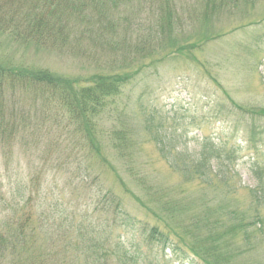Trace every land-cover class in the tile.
<instances>
[{
  "label": "rangeland",
  "instance_id": "374dc122",
  "mask_svg": "<svg viewBox=\"0 0 264 264\" xmlns=\"http://www.w3.org/2000/svg\"><path fill=\"white\" fill-rule=\"evenodd\" d=\"M16 1L15 10L0 0V70L78 79V87L96 77L129 75L115 99L117 112L103 113L93 126L99 156L70 133L63 110L48 118L46 111L39 120L23 87L6 89L4 111L16 123L29 113L32 123L11 142H0V232L6 218L22 214L40 224L22 262H41L52 237L49 264H88L82 241L91 235L99 242L108 237V249L119 243L116 257L104 264L120 258L130 264L125 251L136 253L138 264L182 263L170 248L113 227L118 203L167 233L176 252L192 255L194 245L203 264H264V206L251 196L254 170L264 169V134L255 145L249 140L252 128L264 129V0ZM49 3L62 13L54 23L67 35V48L10 33L6 14L16 12L18 21L47 16L54 9ZM120 111L130 112L123 124L130 132L116 152L112 129L122 126ZM152 113L155 121L147 125ZM158 136L178 142L173 158H196L208 143L230 152V161H211L210 184L185 179L162 155ZM12 259L4 255L0 264Z\"/></svg>",
  "mask_w": 264,
  "mask_h": 264
},
{
  "label": "trees",
  "instance_id": "16d2710c",
  "mask_svg": "<svg viewBox=\"0 0 264 264\" xmlns=\"http://www.w3.org/2000/svg\"><path fill=\"white\" fill-rule=\"evenodd\" d=\"M15 1L16 0H4V3L7 2L8 4H12L11 6L13 7V4L15 5V3H17V1ZM210 1L211 0H208L207 2L209 3ZM48 5L54 7V9L47 13V16L35 15L31 18H23L18 21L14 19V13L16 12H12L11 14L8 13V15L6 14L4 18L6 19V25L9 27L10 33H14L22 40H35V42L40 44L51 43L60 48H67V35L64 34V30L59 22L54 23L60 20L62 13L56 12L57 7L53 3H49ZM0 22L3 21L0 20ZM182 50L183 48H180L178 52ZM128 80L129 75L113 74L107 77L93 78L87 86L78 87V79L62 78L47 73L34 72L32 70H24L22 73L15 70L10 72L0 70V142H11L13 136L25 130L27 131L31 127L32 123L28 124V119L31 117L29 113L28 115H22L24 119L20 120L22 121L21 123H16L14 115L5 112L9 111L5 107L6 89L11 86L23 87L30 95L33 104V117L37 116L40 120L45 117L46 111H48L46 115L48 118L50 111L63 110L67 115L66 121H69L74 127L73 132L70 133L78 134L82 140H87L88 142L85 140L83 141L88 143L95 154L99 156V148L96 137L94 136L93 126L97 120L101 119L103 113L112 115L117 112L115 99L120 95L122 87L127 84ZM37 107L39 109H37ZM129 114L124 115V113L120 111L116 122L121 123L122 126L120 129L116 127L112 129L115 135L112 148L116 152L125 148V136L129 134L130 129L129 127H123V124L125 123V119L129 124ZM153 121H155L154 113L146 116L147 125H151ZM35 123H37L36 118L33 119V124ZM152 126H154V124ZM263 134L264 132L262 130H258L256 127L252 128L249 135L251 144L255 145L261 142L260 140ZM158 138L160 140L157 141L165 147V151H161L163 152L162 155L170 163V167L175 171L179 170L185 179L196 176L202 183L210 184L207 171L213 167L211 161L216 160L215 162H217L221 159L226 162L230 161V152L217 149V147L211 144L208 145V143L202 146L196 158L190 159L186 153L176 154V157L173 158L171 151L178 142L174 141V139H168L167 136L163 138L158 136ZM255 169L254 174L257 179V186L251 190V196L256 200L254 203L259 206H264V169L259 170L257 167ZM113 209V216L116 217V219L112 221L113 227L114 225L123 227L139 234L148 245H161L165 248H170L171 251L180 258L181 264H203V262L196 257H203L204 255L202 252L195 250L194 245L193 248H190L192 255H188L185 252L186 250L182 253L176 252L179 250L177 245L167 233L160 231L156 225L148 226L142 224L140 221L125 213L118 203L113 204ZM259 217V212L256 211L254 219H259ZM4 225V230H1L4 232H0V257L4 255L12 257L13 264H43V261H47L49 264L51 262L55 255L52 248L54 242L52 237L47 238L49 249L41 262H31L29 260L23 263L21 260V253L28 252L27 246L33 238L34 232L40 226L38 221H34L27 214H22L16 219L6 218ZM257 225H263V223L257 222ZM52 228L57 233V230L54 227ZM58 236L59 235H57V237ZM84 239L86 244L82 241L85 247L81 252V256L85 258L88 264H104L103 261H106L108 256L116 257L115 252L119 250V243L115 245L113 243L114 246L108 249L105 247V243H110L108 237H105L104 240L100 242L91 235L88 237L84 236ZM124 253L125 255L127 254L130 264H138L139 259L136 257V253L134 255H130L126 251ZM205 254L209 258L215 257L213 251H205ZM120 260L119 264H125L121 258Z\"/></svg>",
  "mask_w": 264,
  "mask_h": 264
}]
</instances>
